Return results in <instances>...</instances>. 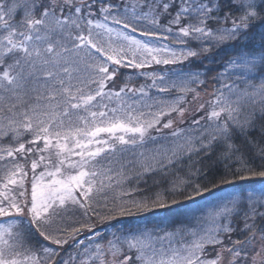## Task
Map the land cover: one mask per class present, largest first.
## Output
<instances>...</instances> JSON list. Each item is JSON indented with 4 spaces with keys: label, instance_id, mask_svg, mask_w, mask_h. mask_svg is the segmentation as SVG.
I'll use <instances>...</instances> for the list:
<instances>
[{
    "label": "snow or ice",
    "instance_id": "snow-or-ice-1",
    "mask_svg": "<svg viewBox=\"0 0 264 264\" xmlns=\"http://www.w3.org/2000/svg\"><path fill=\"white\" fill-rule=\"evenodd\" d=\"M261 29L264 0H0V264H264ZM129 183L142 212L221 194L106 235Z\"/></svg>",
    "mask_w": 264,
    "mask_h": 264
},
{
    "label": "trees",
    "instance_id": "trees-1",
    "mask_svg": "<svg viewBox=\"0 0 264 264\" xmlns=\"http://www.w3.org/2000/svg\"><path fill=\"white\" fill-rule=\"evenodd\" d=\"M264 30V29H261ZM229 54L230 51H229ZM224 56V53H221V57ZM225 63L223 59H218V62L215 64H211L210 66L215 69L210 75L216 76L223 70L222 65ZM205 65L209 66V62L205 61ZM203 70V69H202ZM216 84L211 81L209 78L208 87H216ZM206 89V88H205ZM203 89L200 91V94H203L206 92V90ZM213 90V89H212ZM190 99V96H189ZM198 103H190L188 106L190 108H194ZM148 184L152 185V180L149 178ZM238 187H264V180H261L260 178H256L250 181H243V182H237ZM143 183L140 185V189H144ZM135 185L134 184H127L125 186L126 191L131 193V196H125L123 197V200L125 201L124 207L130 208L132 211V215H124V216H117L116 219L112 221H105L103 224H101L99 221H97V228L102 230L104 234H109L116 230V228H120L122 226H152V225H161V226H172L174 223H178L181 221H186L190 218V210L197 209L203 206L204 204L208 202H212L216 199L217 196H219L221 193L216 192L214 194H207L203 198H197L195 201H184L181 198V202L177 205L171 206L169 208H154L151 211L142 212L137 211L135 208L132 207L131 200L136 199L139 200L142 198L140 191L134 190ZM155 187L152 188V191H156ZM231 186H226L224 191H232ZM121 189H116V195H117V201L115 203L112 202L111 197L109 198V205L111 208H116L120 204V194ZM151 195V192L148 193ZM81 218L79 215L73 218H69V221L71 220H80ZM111 225H115L116 228H113ZM86 234V233H85ZM67 247V246H65Z\"/></svg>",
    "mask_w": 264,
    "mask_h": 264
},
{
    "label": "rangeland",
    "instance_id": "rangeland-1",
    "mask_svg": "<svg viewBox=\"0 0 264 264\" xmlns=\"http://www.w3.org/2000/svg\"><path fill=\"white\" fill-rule=\"evenodd\" d=\"M137 36H138V38L143 39V37H140L139 34H137ZM128 71H129V70H125L126 73H127ZM222 72H224V68H223V70L221 71V73H222ZM219 74H220V73H219ZM133 81L136 82V83H144L143 80L138 79L136 76H133ZM215 86H216V85H215ZM213 88H215V87H208V86H207V88L205 89L206 92L203 93V94H200V101H196V102H194V103H200L201 101H207V100L210 98V94H211ZM194 103H193V104H194ZM190 107H191V106H190ZM190 107H189V108H190Z\"/></svg>",
    "mask_w": 264,
    "mask_h": 264
}]
</instances>
